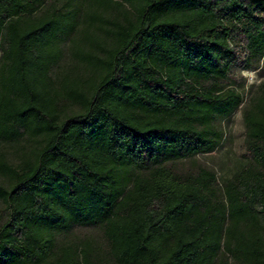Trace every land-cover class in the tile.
<instances>
[{"label": "trees", "instance_id": "obj_1", "mask_svg": "<svg viewBox=\"0 0 264 264\" xmlns=\"http://www.w3.org/2000/svg\"><path fill=\"white\" fill-rule=\"evenodd\" d=\"M263 55L264 0H0V264H264V82L245 167H177ZM74 228L100 240L58 241Z\"/></svg>", "mask_w": 264, "mask_h": 264}, {"label": "rangeland", "instance_id": "obj_2", "mask_svg": "<svg viewBox=\"0 0 264 264\" xmlns=\"http://www.w3.org/2000/svg\"><path fill=\"white\" fill-rule=\"evenodd\" d=\"M52 0H47L49 3ZM61 5L65 0H55ZM82 0H72L74 3H80ZM62 51L61 60L57 68L52 72L56 78L59 73L71 70L75 64L72 56L71 44L67 40L60 41ZM251 68H232L231 80L228 81L227 88L237 91L242 95V104L227 118H217L214 126L221 132V139L216 149L209 154L195 156L192 160L177 164L182 171H194L196 168L204 167L215 173L218 183L221 184L225 179L240 171L247 165L242 155L245 152L246 135L243 122V111L250 101L257 94L258 86L264 82V55L258 61L251 62ZM69 105H64L69 109ZM8 154L11 161H17V153L11 147H2ZM16 150V149H15ZM101 237L97 228H74L64 237L59 238L60 242H78L85 238L99 241Z\"/></svg>", "mask_w": 264, "mask_h": 264}]
</instances>
